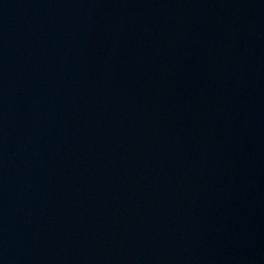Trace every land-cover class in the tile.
Listing matches in <instances>:
<instances>
[{
    "label": "water",
    "instance_id": "1",
    "mask_svg": "<svg viewBox=\"0 0 264 264\" xmlns=\"http://www.w3.org/2000/svg\"><path fill=\"white\" fill-rule=\"evenodd\" d=\"M0 264H264V0H0Z\"/></svg>",
    "mask_w": 264,
    "mask_h": 264
}]
</instances>
